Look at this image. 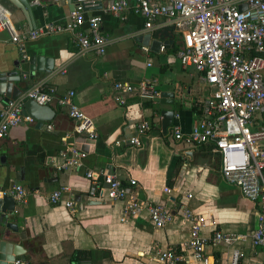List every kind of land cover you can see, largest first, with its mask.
Segmentation results:
<instances>
[{"label": "crops", "instance_id": "crops-1", "mask_svg": "<svg viewBox=\"0 0 264 264\" xmlns=\"http://www.w3.org/2000/svg\"><path fill=\"white\" fill-rule=\"evenodd\" d=\"M25 1L27 10L0 0V9L9 13L18 31L48 22L63 23L72 10L71 0ZM109 1L95 0L96 5L84 11L85 16L100 18L98 30L106 39L101 54L94 46L80 50L68 33L13 44L0 32V71L14 68L22 54L52 62L49 73L26 79L23 91L35 86L52 88L56 95L73 91V102L92 119L97 133L93 140L75 135L66 108L51 101L47 104L52 110L49 121L11 126L0 140V186L17 183L26 191V203H15V213L8 219L21 235L16 243L25 251L23 264H159L151 260L155 249L177 248L190 238L180 206L204 217L201 237L210 238L214 230L238 236L231 243L216 245L207 240L204 254L210 263L230 264L235 250L238 264H264V247L250 244L258 210L220 177L212 143L191 144L169 135L171 125L184 133L191 129L208 92L200 73L190 66L182 68L175 56L180 34L162 17L145 28L142 18L129 9L121 15L109 13L105 11ZM145 35L147 43L143 44ZM153 40L160 41L158 48L151 47ZM143 80L159 93H168L170 102L160 104L128 92H117L121 102L115 99L113 82L136 85ZM3 105L0 97V107ZM161 109L173 110L165 134L160 128ZM144 120L148 130L141 145L134 147L128 139ZM68 145L84 150L85 156L74 166L58 170L60 153ZM87 170L93 171L101 187L106 186L102 171L123 183L135 179L130 186L135 199L145 204L164 203L172 219L156 228L143 206L135 216L120 221L124 201L89 197ZM166 187L169 194L163 190ZM55 190L60 191V203L50 204L49 194ZM67 199L73 202L72 211L63 205ZM76 249L88 250L89 259L71 261L69 256ZM186 254L187 262L176 264H202ZM15 260L22 261L20 257Z\"/></svg>", "mask_w": 264, "mask_h": 264}, {"label": "built area", "instance_id": "built-area-1", "mask_svg": "<svg viewBox=\"0 0 264 264\" xmlns=\"http://www.w3.org/2000/svg\"><path fill=\"white\" fill-rule=\"evenodd\" d=\"M94 5L95 0H77L65 22H48L25 31H18L9 13L0 9V32H5L13 44L43 35L68 33L80 50L94 46L101 54L106 39L98 30L100 18L84 15L85 9ZM241 5L244 8H240ZM127 9L142 18L145 28H150L155 19L162 17L169 20L180 34L175 56L182 68L190 66L200 73L208 92L200 102V113L193 120L191 129L184 133L177 125H171L169 135L175 141L191 144L212 143L218 155L220 177L235 186L241 196L258 210L250 244L264 247V0H110L105 7V11L114 15H121ZM112 90L120 102L117 92L135 93L148 99L160 94L151 82L145 80L136 85L115 81ZM72 97L71 90L56 95L52 88L39 86L23 91L0 107V140L6 136L9 127L34 121L21 111L26 98L37 105L54 101L65 107L73 122L72 132L87 140L95 139L97 133L92 119L79 109ZM148 127L145 120L138 123L136 134L128 139V143L139 147ZM60 155L62 162L56 166L58 170L79 163L85 151L68 145ZM100 174L105 187L96 182L93 171L85 172V177L90 180L88 195L92 199L123 200L120 221L135 216L143 206L156 228L164 227L172 219L173 215L164 203L145 204L135 199L130 189L135 179L129 178L123 183L106 171ZM163 190L169 194L167 187ZM59 194L58 190L52 191L49 203H60ZM4 195L11 196L16 204L26 203V191L20 184L14 183L6 188L0 186V197ZM63 205L72 211L71 199L65 200ZM178 209L189 224L190 238L177 248L155 249L151 260L159 264L187 262L186 253L202 264H212L204 254L207 240L216 245L231 243L238 238L218 230H214L210 238L201 237L200 232L206 226L204 217L188 207ZM237 258L238 253L234 250L230 264H238ZM13 264H23V261L14 260Z\"/></svg>", "mask_w": 264, "mask_h": 264}, {"label": "water", "instance_id": "water-1", "mask_svg": "<svg viewBox=\"0 0 264 264\" xmlns=\"http://www.w3.org/2000/svg\"><path fill=\"white\" fill-rule=\"evenodd\" d=\"M16 7L21 10H27L25 0H10ZM70 2V0H68ZM71 8L74 7L77 0H71ZM99 2V1H98ZM100 5V2L97 3ZM244 8V5L239 6ZM143 44H146V35L143 37ZM159 40L151 42L152 48H158L160 45ZM52 69V62H48L42 56L21 55L14 68L7 71H0V97L4 103L9 100L17 98L23 92L24 81L26 79L33 80L43 74H47ZM170 96L168 93L161 92L159 97L153 100L157 103H168L166 98ZM23 114L30 116L34 121L42 123L51 119L52 110L48 105H37L32 99L26 98L21 105ZM160 115V128L163 134L166 133L167 127L170 125L173 117V110L161 109ZM15 213V202L9 195L0 197V264H10L15 260V257H20L25 261L24 249L16 243L21 237L17 233L16 225L8 221L9 216Z\"/></svg>", "mask_w": 264, "mask_h": 264}, {"label": "trees", "instance_id": "trees-1", "mask_svg": "<svg viewBox=\"0 0 264 264\" xmlns=\"http://www.w3.org/2000/svg\"><path fill=\"white\" fill-rule=\"evenodd\" d=\"M70 260L74 263H78L80 260L89 259V251L88 250H73L69 256Z\"/></svg>", "mask_w": 264, "mask_h": 264}]
</instances>
